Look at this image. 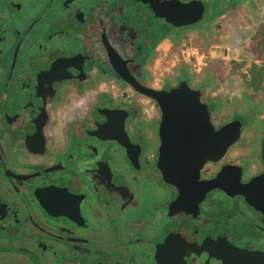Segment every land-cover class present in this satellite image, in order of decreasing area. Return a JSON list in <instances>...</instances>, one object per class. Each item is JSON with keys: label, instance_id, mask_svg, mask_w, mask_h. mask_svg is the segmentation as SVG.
Returning <instances> with one entry per match:
<instances>
[{"label": "flooded vegetation", "instance_id": "1", "mask_svg": "<svg viewBox=\"0 0 264 264\" xmlns=\"http://www.w3.org/2000/svg\"><path fill=\"white\" fill-rule=\"evenodd\" d=\"M174 1L206 14L207 0H0V264H264V182L253 186L264 96H235L218 118V76L159 68L181 37L220 33L250 0H212L221 11L199 28L203 18L175 27L160 16ZM182 83L215 130L239 121L241 134L198 173L183 158L176 183L162 170L176 172L170 155L186 143L175 125L163 140L164 112L146 92Z\"/></svg>", "mask_w": 264, "mask_h": 264}, {"label": "rangeland", "instance_id": "2", "mask_svg": "<svg viewBox=\"0 0 264 264\" xmlns=\"http://www.w3.org/2000/svg\"><path fill=\"white\" fill-rule=\"evenodd\" d=\"M258 4H264V0H258ZM206 5V14L203 20L194 26L195 28L208 24L221 11V7H218L212 0H207ZM248 14V8H246L243 17L248 16ZM231 17H229V21L234 20ZM246 19L248 17L243 18L244 21ZM247 23L245 24L247 28L245 27L236 36L232 34L227 23H225L224 29L220 30V33L210 32L207 36L201 35L197 31H190L185 37L183 36L184 39L181 37L178 40L179 42H176V49L172 55L168 57L164 52H161L162 60L159 64L161 72L168 69L172 70L175 66V74L179 72L180 68H187L188 73L198 75V77H205L207 74L209 76L213 75L215 78L218 76L219 80H216V88L210 94L212 98L224 97V107L219 115L216 116L215 114L218 118L230 116L234 108L233 104L237 102L231 101V98L235 96L239 100L245 93L246 96L248 94L259 98L262 95L264 96V93L254 94L253 90L249 89L250 84H248L251 70L254 71V74L259 72V75L262 74V80L260 85L259 81L257 84L259 90L264 91V40L262 34H260L262 29L257 32L256 30H249ZM160 27L162 28V25ZM160 31L155 29L154 33L158 34ZM171 32L177 35L183 34L180 30H171ZM259 90L257 89L256 92ZM257 104L258 102L255 101L252 106ZM237 105L238 103L235 104L236 107H238ZM240 105L241 110H247L245 103L240 102Z\"/></svg>", "mask_w": 264, "mask_h": 264}, {"label": "water", "instance_id": "3", "mask_svg": "<svg viewBox=\"0 0 264 264\" xmlns=\"http://www.w3.org/2000/svg\"><path fill=\"white\" fill-rule=\"evenodd\" d=\"M174 5L176 7L174 12L161 9L164 10V13L160 14V16L166 18L175 27L191 25L203 18L205 7L200 1H194L185 5H180L179 2L174 1ZM146 93L159 103L164 112L161 129L163 140L168 141V135L172 132L175 125L178 128L175 132L183 134L181 139L186 143L187 150L175 152L174 156L170 155L171 157H175V163L171 162V165L173 166L174 164L176 166V172H170L167 164L166 168L162 170L165 180H172L176 183L181 181V173L186 172L183 166V158L185 157L192 159L191 164L193 167L190 171L198 173L197 168L200 167L201 161L219 156L240 137L241 122L239 121L230 122L219 130H215L211 124L207 106L200 103L199 92L190 90L185 83H182L180 88L172 92L154 90ZM101 129L103 127H100L96 133L98 134ZM165 136L167 137L165 138ZM188 144H192V146L189 147ZM189 149L192 150L189 152ZM168 158L169 150L165 145L161 149V164L164 162L168 163ZM261 182H264V174L254 179L253 186L255 188L259 187ZM257 183H259L258 186L256 185ZM37 192L38 190L35 191L33 197L37 200L39 206L50 216L51 212H48L45 208ZM57 216L67 217L66 215Z\"/></svg>", "mask_w": 264, "mask_h": 264}, {"label": "crops", "instance_id": "4", "mask_svg": "<svg viewBox=\"0 0 264 264\" xmlns=\"http://www.w3.org/2000/svg\"><path fill=\"white\" fill-rule=\"evenodd\" d=\"M246 4L245 5L248 6L246 8H248V13H249L248 14V23H247L248 29L249 30H256V32H257L259 29H262L263 25H264V7H263L264 4L259 5L258 0H250ZM243 18H244L243 13H241V14H238V16H236L233 21L227 20L226 23L229 24V28L232 31V34H234V36L239 34L240 30L242 31L243 29H245L246 25L242 26L239 23V19L243 20ZM233 39H234V37H233Z\"/></svg>", "mask_w": 264, "mask_h": 264}, {"label": "trees", "instance_id": "5", "mask_svg": "<svg viewBox=\"0 0 264 264\" xmlns=\"http://www.w3.org/2000/svg\"><path fill=\"white\" fill-rule=\"evenodd\" d=\"M260 34H262L263 40H264V25H263V28H262V31L260 32ZM256 74H254V71L251 70L250 76H249V80H248V84H250V85H258L257 83L259 81V85H260V81L262 80V74L260 73V75H259V72H256ZM258 75H259V78H258ZM245 76L247 77V75H245Z\"/></svg>", "mask_w": 264, "mask_h": 264}]
</instances>
